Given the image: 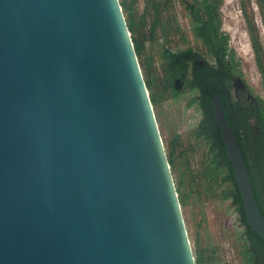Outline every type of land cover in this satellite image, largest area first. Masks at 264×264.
I'll return each mask as SVG.
<instances>
[{
  "label": "water",
  "instance_id": "water-1",
  "mask_svg": "<svg viewBox=\"0 0 264 264\" xmlns=\"http://www.w3.org/2000/svg\"><path fill=\"white\" fill-rule=\"evenodd\" d=\"M213 116L264 239L219 96ZM0 264H197L120 0H0Z\"/></svg>",
  "mask_w": 264,
  "mask_h": 264
},
{
  "label": "rangeland",
  "instance_id": "rangeland-1",
  "mask_svg": "<svg viewBox=\"0 0 264 264\" xmlns=\"http://www.w3.org/2000/svg\"><path fill=\"white\" fill-rule=\"evenodd\" d=\"M126 2L132 3V14L143 39L144 53L139 60L144 77L152 79L149 91L156 95L153 107L167 155L174 150V181L176 186L181 181L189 195L182 211L194 255L200 250L206 264H246L241 252V228L228 200H222V186L207 173L211 154L208 142L195 133L201 118L198 108L188 105L191 94L187 89L175 97L165 77L164 49L192 47L212 60L205 47L193 38L198 23L191 22L182 0ZM123 12L128 18L125 9ZM219 17L220 29L228 34V45L234 51L242 78L257 97H263V72L258 60L264 67V0H220ZM246 146L249 148V144ZM252 150L253 147L248 152L256 166Z\"/></svg>",
  "mask_w": 264,
  "mask_h": 264
},
{
  "label": "trees",
  "instance_id": "trees-1",
  "mask_svg": "<svg viewBox=\"0 0 264 264\" xmlns=\"http://www.w3.org/2000/svg\"><path fill=\"white\" fill-rule=\"evenodd\" d=\"M123 10L128 13L127 24L130 28L135 50L138 57L144 53L143 39L140 36V30L136 26V21L132 14V3L127 4L126 0H120ZM198 3L195 13L199 19L198 25L195 27V34L199 36L205 46L207 47L212 58H214L219 66H222L227 76L225 77V84L229 86L231 76L234 74L242 75V71L235 59L234 51L228 45V34L220 29L219 4L220 0H195ZM200 13V14H199ZM156 21L152 24L153 29L156 27ZM141 38H140V37ZM162 55L165 60V77L168 85L171 87L175 97H178L185 89L189 91L191 97L188 105H196L198 112L202 117L196 127L195 133L198 137H203L209 145V153L211 154V166L208 168V175L218 182L221 189L222 200H228V207L234 212L235 219L239 228H241L240 237L243 240L242 255L246 264H264V239L249 226L246 214L244 211L241 194L239 191L236 178L234 176V168L230 162L225 144L223 142L220 128L216 125L213 116V102L212 97L206 93L217 91V82L213 81L207 85V76L200 71L193 68V73L188 77V64L194 62V51L188 47L184 50L171 51L164 49ZM140 61V60H139ZM261 71L263 72V87H264V67L261 60H258ZM141 64V62H140ZM142 65V64H141ZM212 71L210 77H212ZM149 76V75H148ZM180 77L184 81L183 88L175 87V79ZM147 87L152 88V79L145 78ZM150 92V91H149ZM208 95V96H207ZM151 101L156 102V95L150 94ZM224 101V96L222 97ZM241 117L244 114L240 115ZM255 120V125L259 132L264 133V96L258 97V105L252 112ZM243 118V117H242ZM226 121L235 128L236 134L239 133V128L235 121L225 113ZM240 145L242 147L245 160L248 166L251 177L255 199L257 201L259 210L264 217V141L256 147V166H254L247 155L246 145L243 138L238 136ZM168 159L172 166H174V150L168 154ZM177 191L182 206L186 203V198L189 197L182 187V182L177 184ZM203 253L198 250L195 253L197 264H206L203 261ZM224 264V263H214Z\"/></svg>",
  "mask_w": 264,
  "mask_h": 264
},
{
  "label": "flooded vegetation",
  "instance_id": "flooded-vegetation-1",
  "mask_svg": "<svg viewBox=\"0 0 264 264\" xmlns=\"http://www.w3.org/2000/svg\"><path fill=\"white\" fill-rule=\"evenodd\" d=\"M182 2L185 8L189 10L188 13L190 15L191 22L193 24L199 23V19L197 17V14L195 13V9H197L198 3H195V1L191 2L187 0H182ZM193 38L199 42L200 46L203 45L208 54H210L203 40L199 36H196L195 29L193 31ZM192 50L194 51V54L192 56L194 57L196 66L192 62L188 64V77L193 73V68L196 67V70L207 76V85L213 81L217 82V91L214 93L212 92L211 94V92H208V90H206V93L213 95L212 102L215 96H219L221 98L224 116L225 113H227L230 119L235 121V124L239 128V133H237V135L239 136L240 134V136L244 139L243 142L245 143V145L246 143L249 144V148H247L246 146L247 155L249 154L248 151H250L251 147H253L252 151H254L256 154V147H258L259 144L264 141V133L257 130L254 117L252 116V112L255 109V106L258 105V97L252 92L249 85L239 74H234L233 76H231L229 86H227L225 84V77L227 76V74L225 73L223 67L219 66L216 60L212 58V56V60H210L207 59L199 50H194L193 48ZM211 71L212 77L209 76ZM178 80L181 81L180 88L182 89L184 81L180 77H178L175 79V84H180V81ZM223 96L224 101L222 100ZM241 114H244V116H242L243 118L240 116Z\"/></svg>",
  "mask_w": 264,
  "mask_h": 264
}]
</instances>
